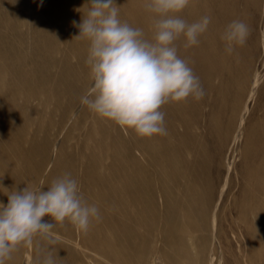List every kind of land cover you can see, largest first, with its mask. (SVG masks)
I'll return each mask as SVG.
<instances>
[{"label": "rangeland", "instance_id": "1", "mask_svg": "<svg viewBox=\"0 0 264 264\" xmlns=\"http://www.w3.org/2000/svg\"><path fill=\"white\" fill-rule=\"evenodd\" d=\"M137 1L144 10L145 0ZM125 2L115 0L117 7ZM87 3L88 0H43L42 3L41 0H0V173L5 172L14 181L9 186L11 191L25 187L46 190L57 162L62 159L64 164L56 178L70 173L78 181L86 202L95 205L101 216L99 221L92 220L86 233L76 230L68 221L63 226L56 224V230H52L58 237L55 236V245L51 247L36 236L32 245H22L20 252L12 253L13 264H39L42 249L48 246L53 254L61 252L59 264H88L87 251L62 242L59 236L72 237L78 242L97 236L109 246L116 241L115 248L119 247L121 238L129 237L136 247L153 245L171 250V246L156 242L164 238L167 226L159 218L155 224H149L154 214L141 217V210L130 208L129 202L122 203L127 210L121 214L106 208L104 200L88 196V185L82 181L85 171L82 166L91 165V157L119 164L117 170L130 164L132 174L133 170L140 171L143 179H150L148 188L156 196L160 209L164 208L163 212L162 197L177 189L175 181L170 182L165 173L184 170L190 174L189 170L195 167L207 187L206 200L199 216L185 220L200 225L209 221L213 225V231L206 233L212 237L208 255L200 264H264V225L255 231V245L249 252L237 222L241 206H264V0H190L189 9L178 14L189 18L191 23L205 14L211 18L207 31L194 46L205 52L224 43L221 36L233 20L245 22L250 30L246 43L235 46L229 56L212 57L217 65L209 68L211 59H205L206 55L202 54L201 61L198 58L193 65L189 64L204 90L201 99L189 96L179 101L182 108L188 105L184 111H176L181 108L177 101H169L159 109L169 116L174 114L172 118L180 134L184 132L185 121L194 126L199 124L194 133L202 137L198 154L207 156L205 160L191 155L194 140L174 137L173 144L168 146L159 134L153 135L155 145L142 152L137 149L141 136L81 105L80 97L93 84L85 63L89 41L75 38L79 28L72 22L82 21ZM194 5L195 9L190 8ZM143 33L144 38L154 35V31ZM237 64L239 74L233 71ZM197 69H207L211 76L204 77ZM226 69L229 71L223 77L218 75ZM223 79L240 80V83L222 88ZM170 122L164 121L166 130ZM209 133H213V140ZM83 153L87 159L82 157ZM182 158L184 162L176 163ZM161 164H168V169L160 168ZM247 180L252 182V197L242 191ZM3 193L4 188L0 187V203L4 202ZM113 204L118 207L121 203L114 200ZM96 229H102V233L96 235ZM194 248L188 243V255L175 253L173 262L197 261Z\"/></svg>", "mask_w": 264, "mask_h": 264}, {"label": "clouds", "instance_id": "2", "mask_svg": "<svg viewBox=\"0 0 264 264\" xmlns=\"http://www.w3.org/2000/svg\"><path fill=\"white\" fill-rule=\"evenodd\" d=\"M189 2L145 0V9L156 17L149 40L142 29L121 22L115 0H88L82 21L72 22L79 28L75 38L89 41L85 63L93 84L80 97L81 105L138 136L166 135L161 106L205 95L198 77L178 56L175 46L180 37L185 38V48L198 45L211 22L209 16L192 23L181 18L178 14ZM249 31L241 20L229 23L221 36L225 51L231 54L235 46H243ZM7 197L6 205L0 203V264L11 259L20 246L32 245L36 236L55 245L52 230L56 224L63 226L68 221L86 233L93 219H101L99 209L86 202L70 173L54 179L46 190L25 187ZM42 252L39 264H56L59 258L50 247Z\"/></svg>", "mask_w": 264, "mask_h": 264}, {"label": "bare ground", "instance_id": "3", "mask_svg": "<svg viewBox=\"0 0 264 264\" xmlns=\"http://www.w3.org/2000/svg\"><path fill=\"white\" fill-rule=\"evenodd\" d=\"M118 7H119V18L125 19L131 27L140 28L143 31L144 30L154 31L153 19H155V17L153 18L151 12L147 11L146 9L144 10L140 9L137 0H127V2L121 4V6ZM190 8L195 9L196 7L194 5L193 7ZM205 12L207 13V11ZM199 14L201 15L202 13ZM206 15L207 14H205V16ZM183 19H185L188 23H191V20H189V18L185 17ZM152 37L153 36H150L145 39L151 40ZM204 39L205 38H202V41ZM205 41L208 42V40H204L203 42ZM184 43H185V38L180 37L178 40L175 41V46L177 47L178 56L181 59H184L188 63V66L189 64L191 65L192 62L197 61V59L201 56V54L206 55L205 57L204 56L201 57H204L205 59L206 58L211 59V61L209 62L210 65L209 68L213 67V65H217L216 61H212V57L215 58L220 55H224V56L230 55L225 51L224 43H222L219 47H213L208 52H205V50L201 47L198 48L193 46V47L185 48ZM203 61L205 60L203 59ZM227 71L229 70L227 69L225 71L222 70L221 72H218V75L223 77L224 73ZM233 71L239 74L240 65L239 64L235 65ZM197 73L205 75L204 77L207 78L211 76L210 72L207 69H197ZM236 83H240V80L238 81L234 80L229 82V81H224L223 79L221 87L222 88L224 86L230 87L235 85ZM177 103L180 106L182 102H177ZM181 108L176 111H184L188 108V105H186L185 108L182 109ZM173 115L174 114L171 113L169 116L168 113H165V120L171 121L170 122L171 125L169 126L170 132L169 130H167L166 135L159 134L163 143L168 144V146L172 145L174 137H181L187 140L188 139L194 140L196 144L193 150L191 151V155L195 156L197 160L200 158L202 160L207 159V156L198 154L202 144L201 142L202 137L198 133H194V131L197 128L198 129L200 128L199 124L198 125L196 124L194 126L191 124L190 121L188 120L185 121L182 124L184 127V132L183 134H180V132L177 130V127L175 126V121H173L172 118ZM209 138L213 140L214 138L213 133L210 134ZM154 145L155 143L153 142V136L141 137V139H139L138 141L137 149L144 152L146 148L153 147ZM110 156L112 155L110 154L108 155L109 159ZM82 157H84V159H87V154L84 155L83 153ZM91 158H93L91 165L87 164L84 166L83 164L82 166L83 168H85V171L82 174L83 175L82 181L84 183H87L88 185L89 188L88 196L92 199L104 200L103 205H105L106 208L110 210L116 209L118 210V212H121V214L127 210L126 208H124L123 206L124 204L122 203H127V202L130 203V208L134 210L136 209L141 210L142 212L141 217H148V214H154L153 220L151 219L149 224L151 223L155 224L157 221L156 219L159 218L163 220V222L167 226V232L165 236H163L164 238H161L156 242L162 245L171 246V250L167 251L160 248L159 246H153V245L152 246L144 245V246L136 247L133 244V241L129 237H124V236L123 239L121 238L118 241V246H119L118 248H115L116 246L113 247V245L117 244L116 241L114 244H111V246H109L104 239L97 236L95 237V239L92 238L83 239L81 240V242H78L77 240H75V238L59 236L58 234L61 241L63 240L65 242H68V244L73 243L76 248L78 249L80 248L84 251H87L89 256L87 258L85 257L84 258L88 264H98V263L99 264H195V263L200 264L202 263V261H205L208 255L209 245L211 244V240H212V237L210 238L206 233L211 229L213 231V225L209 221H205L204 224L200 225V224H196V222L189 223L185 220L190 217L192 218L195 216H199L202 210L201 205L204 203V200H206L204 199L205 197L204 195L205 192L207 191V187L204 185L203 183L204 179H202V176L198 174L195 167H192L191 169L189 168L190 174L185 173L184 170L177 173H169V172L165 173L164 175L165 178L167 177V179L170 182L172 180L175 181L174 183L177 184L176 187L177 189L174 192H167L165 196L162 197V199L164 200L163 206L165 207V210L163 212L162 210L164 208L162 210L160 209L156 196L148 188L149 184H151L150 179H146V178L143 179L140 171L137 172L133 170V174H132V171L130 170L131 167L130 164H126V166L117 170L115 168L116 165H118L119 167V164H108L107 163L108 159H104V158L102 159H97L96 157H91ZM182 162H184V159L181 160V162L177 161L176 163H182ZM63 164H64L63 160L59 159L56 165L57 169L55 168L54 170V175L51 178V182L56 178L58 172L63 167ZM165 164L164 165L161 164L160 168L164 170L168 169V164L167 165ZM1 171L4 170L2 169ZM0 174H1L0 184L3 185L4 188V193L1 195L4 200V202L2 203L6 205L8 202L7 194L11 192V188L9 186L10 184L14 183V181L6 177L4 175L5 172L4 173L2 172ZM251 187H252V182L247 180L242 186V191L252 197ZM114 200H119L121 203L120 206L115 207L113 204ZM249 205H251V203ZM239 211L240 212L237 220L238 227L239 230H242V232L244 233V237H245L244 242L248 246V251L250 252L252 250V247L255 245V240L257 237L255 231L259 227L264 225V206L257 204L256 207L252 208V206H250L248 208L247 205H244L240 207ZM65 222L67 223V221ZM54 233L56 238H58L57 233L56 232ZM94 233L96 235L101 234L102 229H96ZM227 234L228 233H226V235ZM220 235L221 233H219L218 237H220ZM38 240L43 241L45 243L47 241L42 237H38ZM188 243L196 246V248L194 249L196 251L197 261L193 262L190 259H183L180 262H173L175 253L188 255ZM20 250L21 248L19 247V250L16 251V253L20 252ZM69 251L70 250H68V252ZM53 255L55 256L56 253H54ZM147 255H149L148 259H146ZM12 257L13 255L11 256V259L5 261V264H13V262L11 261ZM58 262L59 260L57 259L56 264H59ZM72 262H76L75 259L74 260L72 259Z\"/></svg>", "mask_w": 264, "mask_h": 264}]
</instances>
